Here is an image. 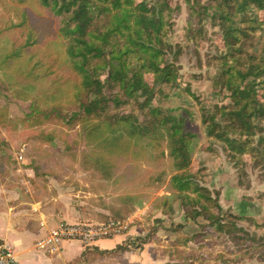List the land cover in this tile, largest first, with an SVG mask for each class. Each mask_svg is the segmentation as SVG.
<instances>
[{"label": "trees", "instance_id": "trees-1", "mask_svg": "<svg viewBox=\"0 0 264 264\" xmlns=\"http://www.w3.org/2000/svg\"><path fill=\"white\" fill-rule=\"evenodd\" d=\"M183 1L190 19L187 40L200 42L207 20L218 28L222 38L223 51L215 57L218 71L214 84L229 92L230 103L216 106L204 119L206 134L222 143L234 167L243 168L245 155L264 167V94L259 95L264 89V20L259 16L264 12V0ZM38 2L56 18L57 37L64 43L66 61L78 81L61 90L65 96L59 106L69 105V114L61 116L56 105L43 109L35 100L30 117L36 119L43 114L47 118L55 111L63 123L78 124L90 147L80 159L92 162L86 168L103 177L111 175L117 154H136L139 150L159 157L165 147L172 172L166 185L168 193L159 198L157 208L171 213L174 202L179 201L184 208V223L201 217L207 225L221 229L219 215L212 210L217 206L216 197L211 201L208 188L189 171L194 134L186 128L185 118L163 112L160 107L155 112L149 110L160 85L177 79L180 49L171 59H167V53L172 49L168 37L171 15L179 11V6L172 5L171 0ZM125 105L132 111L122 112ZM4 114L6 109L0 107L1 127L6 124ZM40 141L51 142V138L45 135ZM0 152L5 153L1 139ZM170 224L175 233L181 226ZM152 238L136 236L107 252L138 248ZM189 239H184L183 245ZM178 242L175 239L173 245L178 246Z\"/></svg>", "mask_w": 264, "mask_h": 264}, {"label": "rangeland", "instance_id": "rangeland-1", "mask_svg": "<svg viewBox=\"0 0 264 264\" xmlns=\"http://www.w3.org/2000/svg\"><path fill=\"white\" fill-rule=\"evenodd\" d=\"M171 3L178 5L179 11L171 15L168 37L172 49H168L167 59L180 49L177 79L160 85L149 110L155 112L160 107L163 112L185 118L186 128L194 134L189 171L208 188L211 201L216 197L217 206L212 210L219 215L221 229L207 225L201 217L184 223V208L179 201L174 202L173 211L166 213L162 221L158 200L168 193L166 185L172 172L165 147L164 155L159 157L139 150L136 154L114 156L116 166L110 169L109 178L114 180L115 192L107 187L113 193L119 192L114 200L120 209L114 217L127 220L128 227L140 228L141 236L153 237L155 251L165 264H264V167L256 165L248 155L243 158V168L234 167L222 143L206 134L204 119L214 113L216 106L230 103L229 92L214 84L218 71L215 57L223 51L220 32L207 20L205 37L200 42L187 40L185 31L190 19L186 4L183 0ZM259 16L264 20V12ZM261 34L264 35V26ZM77 81L66 61L64 43L57 37L56 18L38 0H0V107L6 109L0 137L20 132L15 146L5 151H57L67 155L55 159L58 165L70 164L80 176L96 181L95 177L102 175L86 168L92 162L80 159L90 147L78 124L63 123L55 111L47 118L43 114L36 119L30 117L35 100L43 109L56 105L61 116L69 114V105L59 106L65 96L61 90ZM259 93L264 94V89ZM131 109L125 105L121 111ZM45 135L51 142L40 141ZM170 223L181 225L176 233ZM187 237L191 239L183 245ZM175 239L180 240L178 246L173 245Z\"/></svg>", "mask_w": 264, "mask_h": 264}, {"label": "crops", "instance_id": "crops-1", "mask_svg": "<svg viewBox=\"0 0 264 264\" xmlns=\"http://www.w3.org/2000/svg\"><path fill=\"white\" fill-rule=\"evenodd\" d=\"M19 137L20 132L0 138L7 150ZM63 156L67 155L49 149L0 152V244L12 249L19 264H165L155 251L153 238L138 248L107 252L142 235V230L133 225L124 233L90 244L70 239L61 241L55 249L37 246L59 223H95L116 218L120 209L114 200L119 192L113 193L116 188L112 177H95L94 181L80 176L70 164L56 163L55 159ZM78 195L81 197L76 198ZM159 213L161 219L166 215Z\"/></svg>", "mask_w": 264, "mask_h": 264}, {"label": "built area", "instance_id": "built-area-1", "mask_svg": "<svg viewBox=\"0 0 264 264\" xmlns=\"http://www.w3.org/2000/svg\"><path fill=\"white\" fill-rule=\"evenodd\" d=\"M129 222L119 218H108L95 223L87 222H62L49 230L48 234L37 242L40 248L55 249L63 240L78 239L85 244L124 233ZM0 264H19L12 249L6 244H0Z\"/></svg>", "mask_w": 264, "mask_h": 264}]
</instances>
